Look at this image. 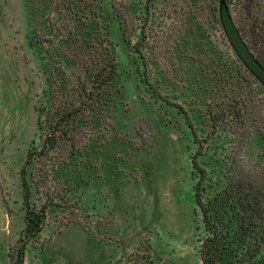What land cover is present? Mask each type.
Returning <instances> with one entry per match:
<instances>
[{"label":"rangeland","instance_id":"obj_1","mask_svg":"<svg viewBox=\"0 0 264 264\" xmlns=\"http://www.w3.org/2000/svg\"><path fill=\"white\" fill-rule=\"evenodd\" d=\"M241 1L227 4L236 26ZM252 1L263 22L264 0ZM218 2L96 0L74 49L102 39L115 80L39 153L47 92L80 71L64 39L73 26L52 0H0V264L24 232L27 159L45 219L23 264H201L196 184L206 201L236 179L264 181V87L231 48ZM255 261L264 264V243Z\"/></svg>","mask_w":264,"mask_h":264},{"label":"trees","instance_id":"obj_2","mask_svg":"<svg viewBox=\"0 0 264 264\" xmlns=\"http://www.w3.org/2000/svg\"><path fill=\"white\" fill-rule=\"evenodd\" d=\"M245 1L242 0L239 5L243 14L236 18L237 27L254 56L264 66V21L260 22L251 14L253 1L249 4ZM52 2L57 17L73 26V37L72 31H68L69 35H65L64 39L74 41L73 64L80 71L72 85L71 81L64 78L47 92V103L51 109L47 110L45 104L41 105L40 110H46L47 115L44 121H38V127L42 129L47 124L50 133L39 153L44 151L49 139L50 142L54 141L55 134L61 133L69 120L97 108L106 99L104 92L115 80L117 66L115 58L109 54L107 44L102 39L96 43L94 40L86 42L88 49L83 53L80 49H74L81 47V39L74 32L75 27L78 23L97 16L99 7H96V0ZM225 2L228 4L229 0ZM198 154L196 152L191 157L192 165L196 169H200ZM262 156L264 159V143ZM27 162L28 159L24 166ZM24 166L21 168L20 179L25 206V228L17 239L15 255L12 252L9 254L10 264H23L25 246L39 234L45 219L44 209L37 210L31 203V190ZM200 170L201 176H204V170ZM257 177L252 175L246 180L236 179L206 201L202 199L196 184L194 196L203 224V233L199 236L201 264H257L255 258L264 243V181Z\"/></svg>","mask_w":264,"mask_h":264},{"label":"water","instance_id":"obj_3","mask_svg":"<svg viewBox=\"0 0 264 264\" xmlns=\"http://www.w3.org/2000/svg\"><path fill=\"white\" fill-rule=\"evenodd\" d=\"M217 12L221 27L234 53L246 69L264 87V66L254 56L242 38V35L231 17L225 0H219Z\"/></svg>","mask_w":264,"mask_h":264}]
</instances>
